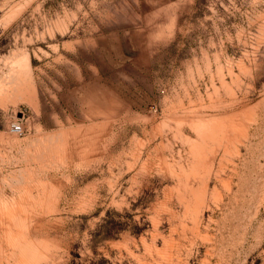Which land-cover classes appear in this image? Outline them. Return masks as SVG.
<instances>
[{"label": "rangeland", "instance_id": "374dc122", "mask_svg": "<svg viewBox=\"0 0 264 264\" xmlns=\"http://www.w3.org/2000/svg\"><path fill=\"white\" fill-rule=\"evenodd\" d=\"M0 264H264V0H0Z\"/></svg>", "mask_w": 264, "mask_h": 264}, {"label": "built area", "instance_id": "2783aa9c", "mask_svg": "<svg viewBox=\"0 0 264 264\" xmlns=\"http://www.w3.org/2000/svg\"><path fill=\"white\" fill-rule=\"evenodd\" d=\"M10 132L16 135H21L23 133L22 126L19 123H12L10 125Z\"/></svg>", "mask_w": 264, "mask_h": 264}, {"label": "bare ground", "instance_id": "6f19581e", "mask_svg": "<svg viewBox=\"0 0 264 264\" xmlns=\"http://www.w3.org/2000/svg\"><path fill=\"white\" fill-rule=\"evenodd\" d=\"M22 79V78H21ZM21 79H19V80H21ZM62 150H64V149H62ZM65 152V151H64Z\"/></svg>", "mask_w": 264, "mask_h": 264}]
</instances>
